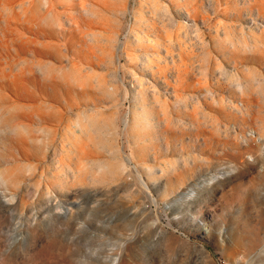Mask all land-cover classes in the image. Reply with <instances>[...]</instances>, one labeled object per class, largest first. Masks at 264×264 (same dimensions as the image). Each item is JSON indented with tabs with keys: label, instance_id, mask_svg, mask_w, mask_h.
<instances>
[{
	"label": "rangeland",
	"instance_id": "obj_1",
	"mask_svg": "<svg viewBox=\"0 0 264 264\" xmlns=\"http://www.w3.org/2000/svg\"><path fill=\"white\" fill-rule=\"evenodd\" d=\"M0 264H264V0H0Z\"/></svg>",
	"mask_w": 264,
	"mask_h": 264
},
{
	"label": "bare ground",
	"instance_id": "obj_2",
	"mask_svg": "<svg viewBox=\"0 0 264 264\" xmlns=\"http://www.w3.org/2000/svg\"><path fill=\"white\" fill-rule=\"evenodd\" d=\"M187 13H189V12L187 11ZM186 18H188V19L190 20L191 17L188 16V15L186 14ZM157 44H158V43H157ZM177 75H178V74H177ZM176 80L180 82V81H181V76L179 75V76H178V79H176ZM175 83H176V82H175Z\"/></svg>",
	"mask_w": 264,
	"mask_h": 264
}]
</instances>
